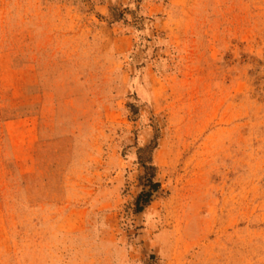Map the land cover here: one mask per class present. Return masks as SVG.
<instances>
[{
    "label": "rangeland",
    "instance_id": "rangeland-1",
    "mask_svg": "<svg viewBox=\"0 0 264 264\" xmlns=\"http://www.w3.org/2000/svg\"><path fill=\"white\" fill-rule=\"evenodd\" d=\"M0 264H264V0H0Z\"/></svg>",
    "mask_w": 264,
    "mask_h": 264
},
{
    "label": "trees",
    "instance_id": "trees-1",
    "mask_svg": "<svg viewBox=\"0 0 264 264\" xmlns=\"http://www.w3.org/2000/svg\"><path fill=\"white\" fill-rule=\"evenodd\" d=\"M150 149H152L151 145L146 147L142 151L146 152ZM143 166L145 168V174L140 178L143 190L139 194L135 202L136 213L143 212L152 203L153 196L158 192L160 188L159 183L155 182V167H153L152 165L146 166L145 163H143Z\"/></svg>",
    "mask_w": 264,
    "mask_h": 264
}]
</instances>
